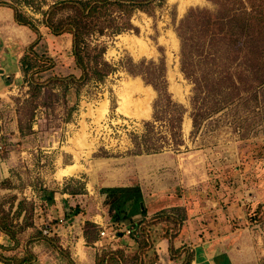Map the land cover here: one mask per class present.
<instances>
[{
    "label": "rangeland",
    "instance_id": "obj_1",
    "mask_svg": "<svg viewBox=\"0 0 264 264\" xmlns=\"http://www.w3.org/2000/svg\"><path fill=\"white\" fill-rule=\"evenodd\" d=\"M93 1L0 0V209L13 217L21 203L24 226L0 253L22 255L41 232L75 264L108 250L134 264L145 239L144 264H187L196 241L237 233L264 264V85L244 59L182 52V24L197 42L192 14L224 1L108 0L82 15ZM15 9L37 32L13 23ZM72 23L85 70L70 30L49 27ZM24 55L32 68L5 86ZM149 182L169 187L149 194ZM123 218L141 224L137 240ZM30 249L36 264H68L43 240Z\"/></svg>",
    "mask_w": 264,
    "mask_h": 264
},
{
    "label": "trees",
    "instance_id": "obj_2",
    "mask_svg": "<svg viewBox=\"0 0 264 264\" xmlns=\"http://www.w3.org/2000/svg\"><path fill=\"white\" fill-rule=\"evenodd\" d=\"M104 1L106 2L108 0L89 2L87 5V7H90L88 13L86 14L82 9V15H91L97 10L98 3L101 2L104 4ZM222 1H224V4L221 6L218 14H212L206 11H198L192 14V17L194 16L195 20L200 24L199 30L197 31L198 37L196 38L197 40L199 39L197 42L193 39V31H184L182 24L180 27L182 52H184V56L193 51L205 54L206 49H208L209 54H213V57L226 58V56L232 55L233 58L244 59V66L246 70L250 71L247 73H253V75H251L252 80L255 82L259 81L260 87L264 85V0ZM14 20L17 24L29 27L31 30L37 32L35 24L16 9L14 10ZM49 27L55 35H61L63 32H66L67 29L70 30L73 34V55L78 66L85 70L84 59L80 47L81 34L77 25L72 23L70 25ZM20 63L21 71L24 74L33 66L27 61V55H24ZM186 70L187 69L184 67L185 72ZM238 82H241V79L238 78ZM1 88L2 86L0 85V90ZM46 200L50 205H53V203H55L54 194L52 192L46 193ZM66 204L67 203H65V207L67 208ZM21 205L22 204L19 203L15 215H22L23 210L21 209ZM140 208L142 215L145 216L148 213V209L145 207L143 201L141 202ZM75 213H78V209H75L74 214ZM13 217L10 216L9 212L0 209V233L8 237L13 243V246L9 247L0 246V249L5 252L13 251L20 247L19 234L22 233L24 226L21 223L15 222ZM122 221L123 223L127 222L132 225L131 235L137 240L139 235H137L136 232L141 224L134 223L131 218H123ZM91 226L95 227V225L92 224ZM142 235L143 237L146 235L144 231H142ZM41 240L50 243L55 250L68 260V264H75L66 249L60 245H56L50 237L44 236L41 232L33 235L27 241L22 255L9 257L0 253V262L2 264H34L37 261V256L30 249V245ZM147 241L148 240L145 239L143 245L140 244L138 251L131 257V262H134V264H144L145 255L148 251L146 249L148 244L145 243ZM169 249L170 251L173 250L172 243H170ZM189 263L190 262L187 264ZM96 264H128V259L121 250H108L97 257Z\"/></svg>",
    "mask_w": 264,
    "mask_h": 264
},
{
    "label": "crops",
    "instance_id": "obj_3",
    "mask_svg": "<svg viewBox=\"0 0 264 264\" xmlns=\"http://www.w3.org/2000/svg\"><path fill=\"white\" fill-rule=\"evenodd\" d=\"M7 14L9 17H11V13L8 12ZM13 23L16 24V22H13ZM13 59L17 60L16 61L17 63L20 62L19 58L17 59L16 57H14ZM20 73L22 74L20 63H19L16 66V69L14 70V72L11 73V75L2 76L4 77L3 80L7 79L5 80V83H4L5 86L10 85L12 79L19 80ZM149 184H150L149 188L151 190L149 194L165 192V190L168 189L169 187L166 184L159 185V183H152V182H149ZM55 202H56V208H60L59 201H56L55 199ZM133 222L135 221L133 220ZM196 228H199V227L197 226V224H194L193 229H196ZM121 232H124V230H122ZM243 233L244 232L240 233L241 235L239 236V239L243 235ZM0 236L1 238H3V240L6 237L2 233H0ZM236 236H237V233L231 234L229 236H224L221 238L215 237V236L212 238L205 237V239H202L200 242L196 241L195 244L192 245V249H190V252L193 253V256L192 258H190L189 264H259L257 256L255 255L251 245L245 244L244 242H242V240H236L235 239ZM6 238L7 239L5 240V242L9 241V243L12 244L10 239L8 237ZM192 238H193L192 234L191 236L188 235V240H193ZM79 242H81V239L79 240ZM2 244H5V243H2ZM161 245L163 246V253L165 251L168 252V242L164 241L161 243ZM0 246H5V245H0ZM5 247H8V246H5ZM36 263L37 261L34 264ZM0 264L2 263L0 262Z\"/></svg>",
    "mask_w": 264,
    "mask_h": 264
},
{
    "label": "bare ground",
    "instance_id": "obj_4",
    "mask_svg": "<svg viewBox=\"0 0 264 264\" xmlns=\"http://www.w3.org/2000/svg\"><path fill=\"white\" fill-rule=\"evenodd\" d=\"M73 169V168H72ZM71 168H67V169H65V170H63V171H61L60 173H59V177H64V176H66L67 174H72L73 173V170H72ZM76 169V168H75ZM76 171V170H75ZM82 253V252H81Z\"/></svg>",
    "mask_w": 264,
    "mask_h": 264
},
{
    "label": "built area",
    "instance_id": "obj_5",
    "mask_svg": "<svg viewBox=\"0 0 264 264\" xmlns=\"http://www.w3.org/2000/svg\"><path fill=\"white\" fill-rule=\"evenodd\" d=\"M123 233H126L127 235H129L131 233L130 230L124 231ZM106 234V232H102V235L104 236ZM113 239H115V234L113 235Z\"/></svg>",
    "mask_w": 264,
    "mask_h": 264
}]
</instances>
